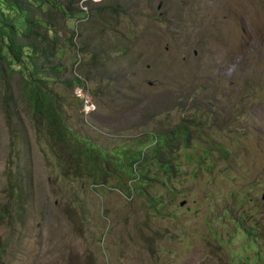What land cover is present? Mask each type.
Instances as JSON below:
<instances>
[{
	"label": "rangeland",
	"instance_id": "374dc122",
	"mask_svg": "<svg viewBox=\"0 0 264 264\" xmlns=\"http://www.w3.org/2000/svg\"><path fill=\"white\" fill-rule=\"evenodd\" d=\"M81 1L58 21L66 70L48 85L71 139L142 157L182 119L197 139L167 176L151 167L144 194L140 164L131 180L75 177L25 110L20 76L1 78L0 215L14 164L31 201L22 225L0 218V264H264V0H102L87 15Z\"/></svg>",
	"mask_w": 264,
	"mask_h": 264
},
{
	"label": "trees",
	"instance_id": "16d2710c",
	"mask_svg": "<svg viewBox=\"0 0 264 264\" xmlns=\"http://www.w3.org/2000/svg\"><path fill=\"white\" fill-rule=\"evenodd\" d=\"M72 1L70 0L65 9H60L54 0H0V79L15 74L20 76L22 84L19 91L25 101V110L32 121L44 124L46 136L66 173L75 177L84 175L94 182L98 180L106 183L114 181V172L122 173L124 170L125 179L131 180L136 178L131 167L140 164L143 172L145 170L147 174H142L138 181L137 192L144 194V187L151 179H155L149 175L151 167L154 165L158 173L167 176L165 173L171 170V162L180 155V150L190 147V141L197 139L192 138V135L198 133L199 128L194 121L182 119L180 123L160 134L148 154L144 153L142 157L140 154H136V157L131 153L128 155L129 152L114 156L94 145L71 139L70 130L64 124L57 105L62 99H57V95L52 93L48 85L49 76L61 80L64 75L61 69L65 68L54 63L58 47L55 29L58 21L67 20L74 15V10L70 7ZM44 74L48 76L44 77ZM62 83L72 89L78 81L66 79ZM6 113L10 120L13 117L10 109ZM138 145L139 143L135 148L138 149ZM120 157L122 161L118 160ZM185 158L190 160V157ZM9 179L11 183L4 191L6 203L0 218H7L13 227L16 224L22 225L21 217L24 218L31 201L27 185V165H12L8 181ZM169 198L168 202L174 200V196ZM147 200L150 207L153 202L159 205L167 202L164 197L160 201L155 198ZM244 230L249 234V228Z\"/></svg>",
	"mask_w": 264,
	"mask_h": 264
},
{
	"label": "built area",
	"instance_id": "2783aa9c",
	"mask_svg": "<svg viewBox=\"0 0 264 264\" xmlns=\"http://www.w3.org/2000/svg\"><path fill=\"white\" fill-rule=\"evenodd\" d=\"M102 0H82L81 1V5H83V7H81V9H82V11H84L85 13H86V15L88 14V12L86 11V9H87V7L86 6H84V3H92L93 2V4H98V3H100ZM78 91V90H77ZM80 93H81V91H80ZM81 99H84L83 100V102H84V108H85V110L87 111V112H91V111H93V109H94V106H93V104L91 103V101L88 99V98H84V96L82 95V93H81Z\"/></svg>",
	"mask_w": 264,
	"mask_h": 264
},
{
	"label": "water",
	"instance_id": "95a60500",
	"mask_svg": "<svg viewBox=\"0 0 264 264\" xmlns=\"http://www.w3.org/2000/svg\"><path fill=\"white\" fill-rule=\"evenodd\" d=\"M262 200L264 201V194L262 195Z\"/></svg>",
	"mask_w": 264,
	"mask_h": 264
}]
</instances>
